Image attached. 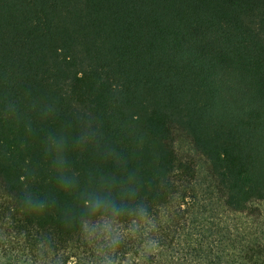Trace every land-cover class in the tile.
Returning a JSON list of instances; mask_svg holds the SVG:
<instances>
[{"label": "trees", "instance_id": "trees-1", "mask_svg": "<svg viewBox=\"0 0 264 264\" xmlns=\"http://www.w3.org/2000/svg\"><path fill=\"white\" fill-rule=\"evenodd\" d=\"M1 264H264V0H0Z\"/></svg>", "mask_w": 264, "mask_h": 264}, {"label": "rangeland", "instance_id": "rangeland-1", "mask_svg": "<svg viewBox=\"0 0 264 264\" xmlns=\"http://www.w3.org/2000/svg\"><path fill=\"white\" fill-rule=\"evenodd\" d=\"M1 264V263H0Z\"/></svg>", "mask_w": 264, "mask_h": 264}]
</instances>
